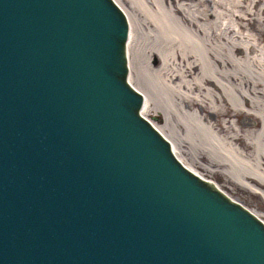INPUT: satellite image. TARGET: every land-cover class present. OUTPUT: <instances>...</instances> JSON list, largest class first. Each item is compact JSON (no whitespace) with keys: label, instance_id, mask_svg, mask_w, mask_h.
Here are the masks:
<instances>
[{"label":"water","instance_id":"obj_1","mask_svg":"<svg viewBox=\"0 0 264 264\" xmlns=\"http://www.w3.org/2000/svg\"><path fill=\"white\" fill-rule=\"evenodd\" d=\"M128 33L113 0H0V264H264L141 115Z\"/></svg>","mask_w":264,"mask_h":264},{"label":"bare ground","instance_id":"obj_2","mask_svg":"<svg viewBox=\"0 0 264 264\" xmlns=\"http://www.w3.org/2000/svg\"><path fill=\"white\" fill-rule=\"evenodd\" d=\"M113 1L141 115L187 169L264 204V0Z\"/></svg>","mask_w":264,"mask_h":264},{"label":"rangeland","instance_id":"obj_3","mask_svg":"<svg viewBox=\"0 0 264 264\" xmlns=\"http://www.w3.org/2000/svg\"><path fill=\"white\" fill-rule=\"evenodd\" d=\"M248 123H250V120ZM235 192H234L235 197H237L243 203V206L246 205L249 208L261 210L262 212H264V204L258 197L253 196L249 193H244L242 191H235Z\"/></svg>","mask_w":264,"mask_h":264}]
</instances>
